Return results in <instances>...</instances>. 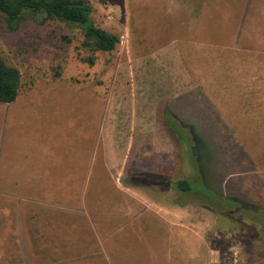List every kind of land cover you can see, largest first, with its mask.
Listing matches in <instances>:
<instances>
[{"label":"rangeland","instance_id":"obj_1","mask_svg":"<svg viewBox=\"0 0 264 264\" xmlns=\"http://www.w3.org/2000/svg\"><path fill=\"white\" fill-rule=\"evenodd\" d=\"M84 1L112 51L33 13L0 18L20 72L0 103V264H127V216L150 217L129 226L153 249L155 214L176 204L201 221L185 263L235 248L264 264V0Z\"/></svg>","mask_w":264,"mask_h":264},{"label":"trees","instance_id":"obj_2","mask_svg":"<svg viewBox=\"0 0 264 264\" xmlns=\"http://www.w3.org/2000/svg\"><path fill=\"white\" fill-rule=\"evenodd\" d=\"M91 11V6L84 0H0V18L10 29L33 13L42 22L55 20L78 29L83 48L110 52L118 44L119 37L97 26L91 18ZM19 87L18 68L7 64L0 55V103L14 101ZM187 183V180L180 179L176 187L187 190Z\"/></svg>","mask_w":264,"mask_h":264},{"label":"crops","instance_id":"obj_3","mask_svg":"<svg viewBox=\"0 0 264 264\" xmlns=\"http://www.w3.org/2000/svg\"><path fill=\"white\" fill-rule=\"evenodd\" d=\"M237 70H238L237 73L240 74L239 69ZM248 75L251 76L250 73H248ZM249 91L250 93L253 94L255 91V87L254 86L249 87ZM242 105H243V109L245 107H251L252 111L254 108H257V106L253 107L252 105H249L248 103H242ZM133 132L134 130H131L128 133V138H130V140L131 138L134 137L133 135L135 133L132 135ZM139 134H140L139 138L143 139L142 135H145V134H142V133H139ZM145 138H148V137L145 136ZM47 187L48 186H46L45 190L46 189H53V190L55 189H60V190L74 189V190H77L73 188L71 185L67 188H54L50 186L48 188ZM40 190H43V189H40ZM44 197L47 198L45 194H44ZM158 212H162V214L161 213L155 214L156 221L159 222L160 224L157 226H159L160 229L159 228H157L156 230L153 229L156 232V236H153V237H156V243L153 249L152 247H147L141 242H140L141 243L140 245L134 244V243L139 242L138 239L147 238V236H143L142 234L143 230H145V229H142V226L143 227L145 226L141 222L150 223L149 221L151 220L150 217L147 215L146 217H143L141 214H137V213H135V215H131V214H134L132 212L129 214L130 216L129 215L127 216V264H188L185 262L189 261L190 259L195 258L196 240L194 238H197V239L199 238L196 233V229H197V225H199L201 221H200V218L193 217L192 215L194 213H197V210L191 208V210L187 209L186 212H183L176 204V207L174 208L162 207L161 211L158 210ZM182 212L184 214H187V216L190 219V222L188 223L187 226L182 225L180 222L181 221L180 214ZM137 219H140L139 221H141L138 223L140 225L139 227H135L132 225L129 226L131 223L135 222V220ZM164 223L168 224L170 227L174 226L177 229L174 230L170 228L164 231L162 230ZM181 229H185L189 233H192V236L188 237L187 233ZM183 238H185L184 242H182L183 246H180L181 239ZM232 249H235V248H231V250H229L230 251L228 252L229 256H230ZM207 252L212 254V251L210 248L207 250ZM229 256H228V259L226 258L227 261L217 256L212 261L208 260L207 264H228ZM83 259L84 257L80 258L79 259L80 262L78 264H85L87 262L89 264H95L91 262L95 259V254L91 255L89 259L85 260L87 262L82 261ZM51 264H65V261L60 262V263H51Z\"/></svg>","mask_w":264,"mask_h":264},{"label":"built area","instance_id":"obj_4","mask_svg":"<svg viewBox=\"0 0 264 264\" xmlns=\"http://www.w3.org/2000/svg\"><path fill=\"white\" fill-rule=\"evenodd\" d=\"M228 264H241L240 256L237 250L232 249L230 256H229Z\"/></svg>","mask_w":264,"mask_h":264}]
</instances>
